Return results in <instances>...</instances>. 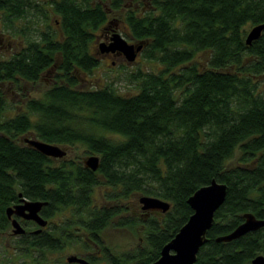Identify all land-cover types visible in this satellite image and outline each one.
Wrapping results in <instances>:
<instances>
[{"label":"trees","instance_id":"obj_1","mask_svg":"<svg viewBox=\"0 0 264 264\" xmlns=\"http://www.w3.org/2000/svg\"><path fill=\"white\" fill-rule=\"evenodd\" d=\"M111 19L124 20L125 36L142 40L139 52L160 64L134 75L133 93L110 82L74 86L100 63L96 39ZM257 23H264V0H0V31L19 43L0 58V80L38 81L53 63L61 80L24 96L7 116L0 87V235L10 227L5 207L18 192L46 201L39 212L48 218L40 231L12 236L14 254L38 264L34 250L75 246L90 262L147 264L192 212L187 197L212 178L226 183V195L194 264H245L264 254V226L215 240L244 211L264 218V27L245 41ZM26 132L82 144L99 155V165L93 170L63 156L53 163L17 141ZM139 194L170 206L141 208L139 216L129 211ZM136 225L142 241L115 252L107 247V227ZM43 260L48 264L46 254Z\"/></svg>","mask_w":264,"mask_h":264},{"label":"water","instance_id":"obj_2","mask_svg":"<svg viewBox=\"0 0 264 264\" xmlns=\"http://www.w3.org/2000/svg\"><path fill=\"white\" fill-rule=\"evenodd\" d=\"M264 23L252 25L245 36V41L250 43L252 39L260 35ZM142 40L137 42H128L119 32L112 35V40L105 44L104 41L98 43L100 50H120L128 61H133L142 47ZM105 44V45H104ZM31 132L23 136L29 145L35 147L42 153L62 157L66 154L67 146L52 143L40 139ZM84 166L96 169L99 165V155L90 153L81 158ZM227 185L224 182L212 178L209 183L203 184L196 188L188 197L187 202L192 208V212L186 221L178 228L174 235L167 240L160 248L159 256L147 264H194L197 252L200 246L208 239L207 231L213 223L214 212L223 202L226 195ZM19 202L5 207L8 218H11L13 234H20L25 228L19 223L13 214L20 215L24 218L33 219L39 225L34 232L41 230L42 226L48 222L39 210L46 202L39 199H29L18 192ZM140 208L143 210L165 211L170 206V202L155 195L141 194L138 196ZM243 220L229 232L215 236L217 241H228L237 238L247 231L255 230L264 226V218L256 217L251 211L242 213ZM67 262H78L87 264L88 260L77 253H68L65 256ZM245 264H264V254L258 253Z\"/></svg>","mask_w":264,"mask_h":264},{"label":"rangeland","instance_id":"obj_3","mask_svg":"<svg viewBox=\"0 0 264 264\" xmlns=\"http://www.w3.org/2000/svg\"><path fill=\"white\" fill-rule=\"evenodd\" d=\"M250 27V24L246 25V30ZM1 29V27H0ZM15 41L16 38H14ZM0 52H5V50H2ZM198 60H201L203 57L198 54ZM160 64L156 60H151L145 58L141 52H139L136 56V58L133 61H121L119 59H116L115 63H111L109 58H102L100 60V63L92 69L91 72L83 73L81 77H87L88 80L86 81L85 85L78 86L82 88H94L102 86L104 83L110 82L113 87L122 93H133L138 91V79L134 77V75L138 71H145L147 69H153L157 71ZM42 79L39 81L34 82V84H37L38 86H25L26 89H29L30 96H37L40 94L41 91L45 89V86H41L44 82ZM81 83L83 80L79 77L78 79ZM41 82V83H40ZM6 88V96L8 105L5 110V115H12L14 111L19 110L21 107L19 106V102L21 97H16V95L13 93V88H16V86H4ZM20 88V87H19ZM24 95V94H23ZM17 100V101H16ZM28 132L20 134L17 136V141H20V136L26 135ZM22 143V142H21ZM65 145V144H63ZM67 146V153L64 155V158H74V159H81L85 155L89 154L85 151V147L82 144H74V145H66ZM62 158V157H61ZM61 158H55L53 163H57V161ZM140 195V194H139ZM135 197V202L132 204V206H129V211L135 212L139 216H142V214H139V203H138V196ZM141 209V208H140ZM142 210V209H141ZM140 210V211H141ZM124 214V211H123ZM32 226V225H30ZM10 228L7 229V231L4 234L0 235V264H33L31 262L30 254L26 255L25 259H22L21 257H17L15 255V249L13 248V242L14 237L9 234ZM103 238L105 241V244L109 249L112 251H120L125 250L127 248H132L136 244L139 243V241H142V230L141 227L138 225L136 226H122V227H107L103 231ZM79 253L78 248L75 246H69L66 247L63 250H56L51 252H45L40 253L36 250L33 251V255L36 254L38 256V259L40 260V263L38 264H44L45 260H43V257L46 254V257H48V264H52L54 260L57 259H64L65 256L68 253ZM81 252V251H80ZM104 261V260H103ZM106 262V261H104Z\"/></svg>","mask_w":264,"mask_h":264},{"label":"flooded vegetation","instance_id":"obj_4","mask_svg":"<svg viewBox=\"0 0 264 264\" xmlns=\"http://www.w3.org/2000/svg\"><path fill=\"white\" fill-rule=\"evenodd\" d=\"M114 16H115V14H114ZM126 30L127 29H126V25L124 23V20L122 22L121 20L111 19L107 23V25H105L104 33H102L103 35H101V37H97L96 40H97V42L104 41L105 44H108L112 40V35L115 32H119L128 42H131V43L135 42L136 41L135 38H133L131 36L130 37L125 36V35H127V33H126L127 31ZM17 41H18V39H17ZM17 41H15L14 38L11 35L4 34L3 32L0 31V51L5 50V52H0V58L5 57V56L6 57H8V56L10 57L11 54L13 53V51L19 46V43ZM97 53H98V55H100L99 56L100 60H102V58H109L111 63H115L116 59H119L121 61L129 62L125 58V55L120 50H117V49H114V50H110L109 49V50H104V51L97 50ZM58 73H59V70H58V68H56L55 63L50 64L48 67H46L45 70H43L41 72V75L39 77V80L42 79L43 81H41V82H44L41 86H45V89H47L50 86L60 85L61 80L57 79V74ZM81 80H83L81 83H77L74 86H83V85H85V83L88 80V78L87 77H82ZM34 82H36V81L21 80L20 82H17V84H14V82L11 79H5V80H0V87L6 90V88H4V86H11V87L12 86H21L20 89L17 87V88H13L12 91L16 95V97H21V99L24 98V96H25V98L23 100V102H24L25 99L28 98L30 96V94H31V93H29V89H26L25 86H38L37 84H34ZM71 86H73V84ZM19 105H20V103H19ZM26 135H28V134H26ZM33 135H35V134H33ZM21 138H22V136H20V141L22 143H24V142L27 143L25 140H22ZM66 153H67V150H66ZM54 158H57V157H54ZM19 201L20 200H19V195H18V200L13 202L12 204H14L16 202H19ZM140 210L141 209H140V205H139V212L138 213L139 214L144 213L143 210H141V211ZM156 212H159V211H156ZM133 213L136 214L135 212H133ZM13 216H15L17 218V220L19 221V223L25 228L24 232H34V230L39 227V225L33 219L24 218V217H22L20 215H16V214H13L11 217H13ZM8 220L10 222V227H9L10 228V232H9V234L12 235V236L13 235H18V234H13L11 232V229H12L11 218H8ZM47 220H48V218H47ZM30 225H32V226H30ZM44 226H42V228ZM95 252L98 253V250H95ZM79 253H80V255L84 256V253H82V252H79ZM87 264H105V263H101V262L95 263V262L88 261Z\"/></svg>","mask_w":264,"mask_h":264}]
</instances>
